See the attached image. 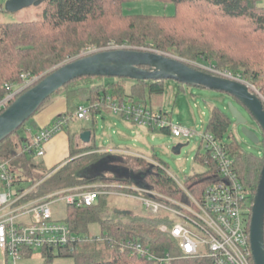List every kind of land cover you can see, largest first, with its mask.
Instances as JSON below:
<instances>
[{
  "label": "trees",
  "instance_id": "obj_1",
  "mask_svg": "<svg viewBox=\"0 0 264 264\" xmlns=\"http://www.w3.org/2000/svg\"><path fill=\"white\" fill-rule=\"evenodd\" d=\"M132 1L135 0H46L42 19L0 23V102L21 85L22 76L38 77L37 84L49 72L82 51L102 49L111 42L208 65L218 73L241 79L264 98V7L259 5L258 0H155L173 5L174 14L125 15L122 5ZM102 78L80 77L72 80L48 98L29 122L26 121L0 143V163L9 165L14 185L25 186L29 182V186L35 185L20 204L95 184L105 185L101 189L108 192H127L121 187L134 186L180 196L177 185L161 163L158 162L159 167L140 157L100 151L92 140L90 129H87L91 132L87 144L80 141L78 132L68 131V121L77 120L75 113L79 105L91 107V117L102 109L112 112L110 101L120 105L143 106L153 112L154 98L164 93L163 80H129L131 86L126 92L124 81L127 79L113 78L104 83ZM60 94L65 97L66 111L52 123L61 117L66 119L63 131L69 139V157L61 165L42 171L44 168L38 159L41 157L32 147L33 137L39 131L32 118ZM158 112L162 115V111ZM119 116L125 119L123 113ZM231 124L232 119L226 112L213 107L205 132L224 143L233 160L232 169L251 204L260 179L264 149L263 156L244 151L237 139L227 133ZM83 131L85 129H80L79 133ZM158 131L170 134L168 128ZM261 143L264 148V138ZM203 158L197 153L195 160L201 163ZM126 160L133 164H127ZM211 169L212 172L187 178L185 186L191 188L201 182L214 173ZM109 195L99 196L90 207H67L63 221L76 236L86 234L88 226L97 223L100 235L85 237L64 248L45 247L41 249L43 261L48 263L56 257H69L74 264H152L145 258H130L117 251L118 243L133 240L151 248L158 256L169 253L175 257L171 264H215L207 257H183L174 242L159 230L163 223L168 222L162 216L121 211L108 214L105 200ZM249 222L250 215L248 231ZM99 244H104L110 251L109 259H101V251L96 250ZM33 252L26 250L24 257L30 258Z\"/></svg>",
  "mask_w": 264,
  "mask_h": 264
},
{
  "label": "built area",
  "instance_id": "obj_2",
  "mask_svg": "<svg viewBox=\"0 0 264 264\" xmlns=\"http://www.w3.org/2000/svg\"><path fill=\"white\" fill-rule=\"evenodd\" d=\"M38 80V77L22 76L21 85L0 102V111L6 109L17 95L32 87ZM109 108L113 113H123L126 120H132L151 132L168 128L174 138L189 139L195 135V132L188 129L171 126L161 114L151 112L143 106L129 103L120 105L110 101ZM91 109L79 105L75 113L76 119H87ZM66 125V119L61 117L48 127L39 129L32 142L38 157L43 156L44 146L62 132ZM203 139L205 156L201 164L206 166L207 172L213 168L214 173L194 184L192 190L178 184L170 176L180 191L179 197L134 186H123L121 188L127 192L117 194L132 198L133 193H140V201L146 214L162 216L168 221L159 230L174 242L183 257H207L215 264H253L247 229L252 203L250 204L247 192L232 169L233 160L224 143L206 132ZM148 162L161 167L155 160ZM29 185L30 182L27 187L15 186L9 165L0 163V249L5 258L11 260L10 264H15L19 258L24 257L26 250L64 248L82 241L80 236L73 234L67 223L54 219L52 204H59L62 208L90 207L97 202L99 196L115 193L102 190L105 185L95 184L20 204L35 188V185ZM53 196L58 197L49 200ZM25 217L29 218L28 222L24 220ZM116 248L121 254L130 258L139 256L152 264H171L175 260L169 253L158 256L151 248L133 240L121 241Z\"/></svg>",
  "mask_w": 264,
  "mask_h": 264
},
{
  "label": "rangeland",
  "instance_id": "obj_3",
  "mask_svg": "<svg viewBox=\"0 0 264 264\" xmlns=\"http://www.w3.org/2000/svg\"><path fill=\"white\" fill-rule=\"evenodd\" d=\"M258 3L263 6L264 0H259ZM43 9L44 3L39 6H31L25 8L15 13H0V23L37 21L43 18ZM122 9L125 15L128 16H169L174 14L173 5L163 4L155 0H135L132 2L124 3L122 5ZM94 49L95 50L90 49L89 51H82L78 56L69 59L66 62H69L78 57H82L91 52L105 51L109 49L145 48L115 45L111 42L107 45V47H104L102 49ZM173 57L178 58L176 56ZM178 59L185 61V63H188L196 69H201L207 72H212L211 70L217 72V70L211 68L208 65H202L196 61L185 60L181 58ZM225 75L229 76L228 74ZM101 80L105 83L113 80V78L103 77ZM124 83L125 90L126 92H128L131 86V82L129 80H125ZM59 96L62 95L60 94ZM59 96L54 97L53 101L55 100V102L47 105L32 119L35 120L36 118H39L40 116L46 114L48 111L54 110L57 106V103L64 101V99ZM261 98L264 100L262 96ZM229 103H232L234 106H237L239 110H241L234 99L224 93L203 88L189 87L184 85L180 86L174 81L165 80L164 93L161 96H156L154 98L151 108L155 113H159L158 111H162V116L168 120V123L171 126H179L195 132V135L193 137H190L189 139L174 138L170 134H165L158 131V129H155L151 132L144 126L124 121L119 116V114L110 111L105 112L102 111L103 109L101 110V116H99L100 113H97L92 117L88 116V118L85 120H69L68 131H70L71 133L78 132V134L80 135V129H90L92 131V140L98 148H117L118 151L115 153H125L132 158L136 156L147 161L155 160L165 167L164 169L166 173L169 176L173 177L175 182L185 185V181L187 178L193 176L194 174H202L206 172V166L197 162L195 160V157L197 153L200 156L205 155V141L203 137L205 135V131L210 119L211 109L213 107H219L230 116ZM62 106L64 107L63 104ZM59 114L60 112H57L54 115L55 118L60 116ZM247 117V128L250 131L256 133L260 138L262 135L260 129L251 117H249L248 115ZM241 127V125L237 126L235 124V121L232 120V124L229 127L227 133L232 134L237 139L244 151L263 156V143L259 142L258 144H254L249 141L241 133ZM32 133H35V129H32ZM23 134L25 136V133ZM225 141L227 142V139H225ZM178 144H182L183 147L178 154H175L172 152V149ZM38 159L42 162L41 158ZM126 161L127 164H133L132 161ZM46 170L47 169L44 168V170L42 171ZM25 185L27 187V184ZM117 193L118 192L112 193L105 200V204L109 209L108 214H111L115 211H121L130 212L132 214H138L142 216L146 215V210L142 202L140 201V193H133L132 198H128ZM51 209L53 211L54 219L65 221L66 208H62V206L59 204H52ZM24 220L28 222L29 218L25 217ZM100 233L101 231L99 229V225L97 223H93L88 226L86 234L80 233L79 236L83 239L85 237L98 236L100 235ZM96 250L101 251V259H109L110 251L105 248L104 244L97 245ZM0 262H6V264L11 263V260L5 258L1 249ZM15 264L74 263L73 259L69 257H56L52 261L46 263L42 259L41 250H36L33 252L30 258H19L15 262Z\"/></svg>",
  "mask_w": 264,
  "mask_h": 264
},
{
  "label": "water",
  "instance_id": "obj_4",
  "mask_svg": "<svg viewBox=\"0 0 264 264\" xmlns=\"http://www.w3.org/2000/svg\"><path fill=\"white\" fill-rule=\"evenodd\" d=\"M46 0H6L4 12L15 13ZM80 77L124 78L133 81L171 80L184 86L217 91L230 96L256 123L264 138V100L239 78L228 77L190 67L170 55L146 49H109L91 52L66 62L49 72L37 84L19 95L0 114V143L17 131L63 86ZM230 118L241 133L252 143L260 138L250 131L247 118L237 106L229 103ZM91 138L89 130L79 135L82 143ZM183 147L176 145L172 152L178 154ZM249 243L253 264H264V160L259 183L251 205Z\"/></svg>",
  "mask_w": 264,
  "mask_h": 264
},
{
  "label": "crops",
  "instance_id": "obj_5",
  "mask_svg": "<svg viewBox=\"0 0 264 264\" xmlns=\"http://www.w3.org/2000/svg\"><path fill=\"white\" fill-rule=\"evenodd\" d=\"M5 2H6V0H0V13H5L3 10V5ZM59 97H62L64 99V101L57 103V106L56 107L54 106L55 107L54 110L48 111L46 114H44V115L40 116L39 118H36L35 120H33L34 121L33 123L35 124L36 130H38L40 128L48 127L50 124H52V121L55 119L54 115L57 112L58 113L60 112V114H63L66 111L65 97L63 95L59 96ZM54 102H55V100L52 103H54ZM62 104L64 105V107L62 106ZM102 111L106 112L107 110L103 109ZM102 111L98 112V113H100L99 116H101ZM122 119L128 123H131L124 118H122ZM86 130L87 129H85V131ZM100 151L117 152L118 149L117 148H109V149H100ZM68 157H69V139H68L67 133L65 131H62V132L58 133L49 143H47L44 146V154L41 157L43 168H46L47 170H49V169H52L56 166H59L63 162L67 161ZM1 264H6V262H2Z\"/></svg>",
  "mask_w": 264,
  "mask_h": 264
},
{
  "label": "flooded vegetation",
  "instance_id": "obj_6",
  "mask_svg": "<svg viewBox=\"0 0 264 264\" xmlns=\"http://www.w3.org/2000/svg\"><path fill=\"white\" fill-rule=\"evenodd\" d=\"M242 110V109H241ZM242 113H243V115L247 118V120H248V117H247V114L242 110ZM263 139H262V135H261V137H260V141H262Z\"/></svg>",
  "mask_w": 264,
  "mask_h": 264
}]
</instances>
